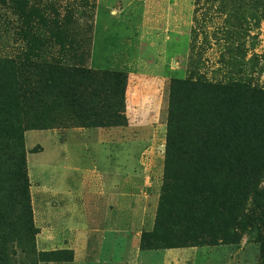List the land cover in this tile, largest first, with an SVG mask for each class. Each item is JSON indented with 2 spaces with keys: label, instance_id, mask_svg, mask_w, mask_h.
<instances>
[{
  "label": "rangeland",
  "instance_id": "374dc122",
  "mask_svg": "<svg viewBox=\"0 0 264 264\" xmlns=\"http://www.w3.org/2000/svg\"><path fill=\"white\" fill-rule=\"evenodd\" d=\"M28 49L38 61L68 51L94 74L126 77L123 85L112 88L115 112L106 128L84 129L53 95L46 112L13 113L12 137L21 136L24 145L31 207L37 192L78 193L82 171L98 166L105 179L107 151L97 153L99 132L127 127L128 154L106 157L122 173L120 192L126 196L125 207L132 209L117 216V259L127 254L123 261L133 264L260 263L255 219L264 200L249 192L252 184L256 194L264 192V169L239 198L238 217L249 214L248 222L243 218V225L231 229L234 215L226 211L199 239L192 235V199L187 200L192 187L164 182V158L171 80L192 74L210 82L239 80L251 89L264 88V0H0V57ZM138 49L140 68L133 74L112 70L116 55L136 58ZM12 85L0 74V92ZM109 137L119 145L124 136L117 131ZM4 141L14 143L7 137ZM21 175L14 174L11 182L0 177V264L71 262L72 251L37 249ZM258 230L263 234V228ZM130 239L135 248L129 259ZM91 254H96L94 247ZM89 264L95 263L90 259Z\"/></svg>",
  "mask_w": 264,
  "mask_h": 264
},
{
  "label": "trees",
  "instance_id": "16d2710c",
  "mask_svg": "<svg viewBox=\"0 0 264 264\" xmlns=\"http://www.w3.org/2000/svg\"><path fill=\"white\" fill-rule=\"evenodd\" d=\"M69 54L64 51L60 57L38 61L28 49L13 57H0V74L13 83L0 92V177L11 182L21 172L20 180L28 191L23 204L32 223L24 145L21 136L12 137L16 131L13 113L20 109L46 112L53 95L84 129L106 128L115 112L112 88L126 81L123 73L94 74L80 56ZM190 75L171 80L168 87L164 182H186L192 187L187 194V200L192 199V235L201 239L226 211L234 215L231 229L243 225V218L250 219L249 214L238 217L242 213L238 203L246 186L264 169V88L251 89L239 80L218 83ZM6 137L14 143L5 142ZM251 188L249 194L264 200V192L256 194L254 184ZM1 212L0 205V220ZM255 221L259 264H264V207ZM3 252L7 256L10 248Z\"/></svg>",
  "mask_w": 264,
  "mask_h": 264
},
{
  "label": "crops",
  "instance_id": "0c3cea01",
  "mask_svg": "<svg viewBox=\"0 0 264 264\" xmlns=\"http://www.w3.org/2000/svg\"><path fill=\"white\" fill-rule=\"evenodd\" d=\"M127 47L125 46V49ZM137 52L136 58L130 59L126 57V53L116 55L114 64L117 67L112 70L133 74L132 71L140 68V49ZM127 130V127H124L102 129L99 132L97 153L100 155L104 154L102 150L107 151L104 158L105 163L108 164L105 179L101 178L98 173L99 167L96 166L93 170L79 173L80 178L76 180L79 183L78 193L61 194V190L53 189L55 192L52 194L37 192L32 199L33 223L38 229L37 249L45 252L55 250L73 252L71 262L59 264H89L90 259L95 264H133L131 261H123L127 259V254L121 260L117 259L119 234L117 216L124 215L128 209L130 211L132 209L131 206L125 207L126 196L120 192L119 183L122 173L118 172L116 165L106 159L111 153L128 154L130 142L126 140L129 136ZM117 131L124 137H120L119 145H113L112 141L109 142V133ZM108 144H111L110 150L107 149ZM121 170L125 171V169ZM59 176H61L60 172ZM93 247L96 249V254L92 256ZM134 248L135 240L130 239L129 259Z\"/></svg>",
  "mask_w": 264,
  "mask_h": 264
}]
</instances>
